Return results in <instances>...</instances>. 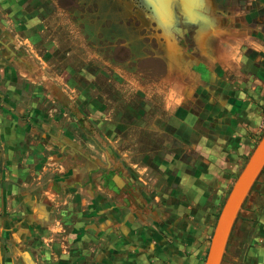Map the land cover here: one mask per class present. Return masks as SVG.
Masks as SVG:
<instances>
[{"label": "rangeland", "instance_id": "rangeland-1", "mask_svg": "<svg viewBox=\"0 0 264 264\" xmlns=\"http://www.w3.org/2000/svg\"><path fill=\"white\" fill-rule=\"evenodd\" d=\"M145 1L157 18L144 0H0L1 240L28 197L87 203L68 182L92 171L125 182L129 264H203L264 130V0H193L173 25ZM220 264H264V167Z\"/></svg>", "mask_w": 264, "mask_h": 264}, {"label": "flooded vegetation", "instance_id": "flooded-vegetation-1", "mask_svg": "<svg viewBox=\"0 0 264 264\" xmlns=\"http://www.w3.org/2000/svg\"><path fill=\"white\" fill-rule=\"evenodd\" d=\"M178 36L184 42L186 39L185 43L182 42L184 52L191 66L203 76L206 68L197 61L198 55L193 42L190 44L188 32L181 28ZM96 174L82 171L68 182L75 200L87 199L84 205V201L76 206L72 202L49 203L44 197H28L22 212L14 210L12 213L15 215L21 213L22 220L13 219L11 227L6 229L8 242L0 239L6 263L129 264L131 261H126V258L136 257L140 253L141 240L140 225L131 228L134 220L129 218L131 214L127 209L125 182L117 174L109 177ZM92 178L94 181L97 178L100 187L88 186ZM59 191L60 188H57L56 192ZM81 193L86 197H81ZM110 195L118 202L111 204ZM81 205L86 206L85 209L77 210ZM15 220L21 222L15 223ZM34 230L39 233L34 234Z\"/></svg>", "mask_w": 264, "mask_h": 264}, {"label": "water", "instance_id": "water-1", "mask_svg": "<svg viewBox=\"0 0 264 264\" xmlns=\"http://www.w3.org/2000/svg\"><path fill=\"white\" fill-rule=\"evenodd\" d=\"M169 24L174 23L176 13H181L192 21L195 16L193 0H149ZM144 2L154 12L156 11L145 0ZM264 166V130L251 149L244 164L233 180L226 197L219 209L209 238L203 264H220L225 250L228 235L236 218L238 210L247 195L252 183Z\"/></svg>", "mask_w": 264, "mask_h": 264}, {"label": "crops", "instance_id": "crops-1", "mask_svg": "<svg viewBox=\"0 0 264 264\" xmlns=\"http://www.w3.org/2000/svg\"><path fill=\"white\" fill-rule=\"evenodd\" d=\"M15 223H18V222H21L20 220L18 221H14ZM6 261H7V258H6V254L5 253H3V251L1 250V248H0V264H7L6 263Z\"/></svg>", "mask_w": 264, "mask_h": 264}, {"label": "trees", "instance_id": "trees-1", "mask_svg": "<svg viewBox=\"0 0 264 264\" xmlns=\"http://www.w3.org/2000/svg\"><path fill=\"white\" fill-rule=\"evenodd\" d=\"M192 43V40H190V44ZM264 167V166H263ZM263 167H262V169L260 170V173H261V171L263 170ZM255 181H256V179L254 180V182L252 183V185H251V187H250V189L249 190H251L252 189V187H253V185L255 184ZM245 199V198H244ZM244 201V200H243ZM243 203V202H242ZM236 217H237V215H236ZM232 227H233V225H232ZM231 230H232V228H231ZM231 230H230V233H229V235H228V239H229V237H230V234H231ZM226 245H227V243H226Z\"/></svg>", "mask_w": 264, "mask_h": 264}]
</instances>
